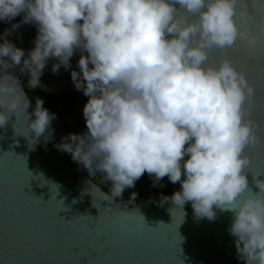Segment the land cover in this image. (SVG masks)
<instances>
[{"label":"clouds","instance_id":"9594fccd","mask_svg":"<svg viewBox=\"0 0 264 264\" xmlns=\"http://www.w3.org/2000/svg\"><path fill=\"white\" fill-rule=\"evenodd\" d=\"M237 3L0 0V21L23 13L22 23L37 28L27 56L6 39L0 43V70L20 65L35 88L48 59L57 60L54 73L67 70L79 50V72L71 71V79L88 97L87 132L70 133L71 143L61 149L89 175L103 173L113 199L148 173L154 186L165 176L179 182L180 190L164 199L176 207L190 203L196 218L215 219L214 207L232 212L228 231L238 258L264 264V181L256 180L253 193L244 171V150L256 143L253 123L245 119L255 90L228 59L213 65L208 56L244 38L234 20ZM181 10L195 19L180 16ZM29 104L18 79L0 71V127L23 105L27 119L34 117L27 128L36 142L51 133L55 114L39 98L29 114Z\"/></svg>","mask_w":264,"mask_h":264},{"label":"water","instance_id":"95a60500","mask_svg":"<svg viewBox=\"0 0 264 264\" xmlns=\"http://www.w3.org/2000/svg\"><path fill=\"white\" fill-rule=\"evenodd\" d=\"M179 15L195 19L183 10ZM22 17L23 13L0 21V43L6 39L27 56L37 28L22 23ZM234 20L244 38L231 48H214L208 56L213 65L228 59L255 90L245 104V119L253 123L256 143L244 150L249 160L245 175L255 193L256 180L264 181V0H238ZM15 24L19 27L13 30ZM80 54L75 50L70 67L61 66L56 73L52 66L57 60L48 59L38 91L58 94L74 89L71 71L79 72ZM0 71L15 76L22 90L18 74L29 79L20 65ZM29 102L25 111L31 114L36 103ZM54 114L51 133L36 142L27 128L34 117L27 119L23 105L0 127V264H244L228 231L232 212L214 207L215 219L196 218L164 199L170 194L159 192L121 207L89 180L71 153L61 149L71 141L62 119Z\"/></svg>","mask_w":264,"mask_h":264},{"label":"flooded vegetation","instance_id":"af4514ba","mask_svg":"<svg viewBox=\"0 0 264 264\" xmlns=\"http://www.w3.org/2000/svg\"><path fill=\"white\" fill-rule=\"evenodd\" d=\"M87 100L88 97L85 96L82 91H78L76 88L67 93H60L57 96V112L55 113L62 119L69 134L82 135L87 132V127L83 116V107ZM185 159H187V156ZM82 168L86 176L94 185H98L100 190H102L105 194H110L112 182L106 180L103 173L97 171L94 175H89L88 169L85 168L83 164ZM181 179H184L183 170ZM180 188L181 185L179 182L173 184L169 181L167 176H165L156 184V186H154L153 178L150 177L148 173H145L139 180L135 182L134 187L126 188L120 197H115L113 199L111 195L108 196H110L119 205H125L130 199L132 193H136V195H146L149 192H159L172 195L171 192L179 191Z\"/></svg>","mask_w":264,"mask_h":264},{"label":"trees","instance_id":"16d2710c","mask_svg":"<svg viewBox=\"0 0 264 264\" xmlns=\"http://www.w3.org/2000/svg\"><path fill=\"white\" fill-rule=\"evenodd\" d=\"M19 79L21 80L22 86H23V91L26 95V97L33 103H36V98H39L43 101V106L48 108L49 110L53 111L54 113L57 112V107H56V100H57V96L60 94H44V93H40L38 91V89L35 88H30L28 87V81L27 79L18 74ZM173 194V192H171ZM144 195H136L134 199H132V195L130 197V199L127 201V203L125 205L121 204V207H128L131 204H133L136 200L142 198ZM183 208L190 214H193V210L191 208V204L190 203H186Z\"/></svg>","mask_w":264,"mask_h":264}]
</instances>
